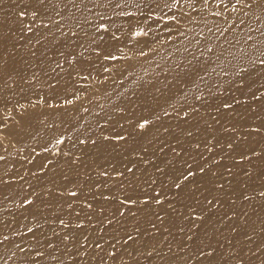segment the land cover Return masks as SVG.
Masks as SVG:
<instances>
[{"label":"bare ground","instance_id":"bare-ground-1","mask_svg":"<svg viewBox=\"0 0 264 264\" xmlns=\"http://www.w3.org/2000/svg\"><path fill=\"white\" fill-rule=\"evenodd\" d=\"M261 193L264 0H0V264H264Z\"/></svg>","mask_w":264,"mask_h":264},{"label":"snow or ice","instance_id":"snow-or-ice-1","mask_svg":"<svg viewBox=\"0 0 264 264\" xmlns=\"http://www.w3.org/2000/svg\"><path fill=\"white\" fill-rule=\"evenodd\" d=\"M39 2H40V3H43V0H39ZM240 2H241V0H237V3H240ZM20 15L23 16L24 13L21 12ZM33 15H35V13H33ZM101 27H103V25H101ZM227 106H228V105H225V107H227ZM146 123H148L147 120H145L143 123L138 124V127L143 128L144 125H145ZM118 138L121 139V140L124 139L123 136H119ZM229 147H231V145H229ZM128 170H129V171H132V169H128ZM199 170H200L201 172H203V171H204V168L201 167ZM192 175H193V172L189 170V171H188V176H192ZM185 179H187V177H185ZM176 187L179 188L180 185L177 184ZM72 195L75 196L76 193H72ZM261 195H264V193H261ZM156 202H157V203H160L159 200H157ZM133 203H135V201H133ZM209 203H211V201H209ZM89 207H90V205H89ZM61 223H63V221H61ZM129 238L131 239V237H129ZM97 247H99V245H97Z\"/></svg>","mask_w":264,"mask_h":264},{"label":"rangeland","instance_id":"rangeland-1","mask_svg":"<svg viewBox=\"0 0 264 264\" xmlns=\"http://www.w3.org/2000/svg\"><path fill=\"white\" fill-rule=\"evenodd\" d=\"M132 236H133V234H132V233L128 234V236L126 237V239H125V240H129V239H130L129 237H131V238H132Z\"/></svg>","mask_w":264,"mask_h":264}]
</instances>
